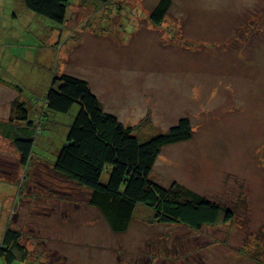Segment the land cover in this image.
Here are the masks:
<instances>
[{
    "label": "rangeland",
    "instance_id": "1",
    "mask_svg": "<svg viewBox=\"0 0 264 264\" xmlns=\"http://www.w3.org/2000/svg\"><path fill=\"white\" fill-rule=\"evenodd\" d=\"M170 1L154 26L159 0H69L63 24L0 0V123L19 121L20 103L36 123L26 166L0 134V232L10 223L22 233L28 264L264 262V0ZM62 74L86 81L124 126L147 120L140 141L189 117L191 139L163 147L150 178L232 219L193 230L137 204L127 230L112 233L89 191L53 170L78 111L45 108Z\"/></svg>",
    "mask_w": 264,
    "mask_h": 264
},
{
    "label": "trees",
    "instance_id": "2",
    "mask_svg": "<svg viewBox=\"0 0 264 264\" xmlns=\"http://www.w3.org/2000/svg\"><path fill=\"white\" fill-rule=\"evenodd\" d=\"M99 1L106 4L111 0ZM23 3L28 10L63 24L69 0H23ZM170 5V0H159L149 16L154 26L162 24ZM44 101L47 110L62 114L78 105L65 144L53 161V170L89 191L88 205L99 211L112 233L127 230L137 204L150 208L156 223L180 224L193 230L232 219V213L220 204L176 183L164 188L150 178L163 147L191 139L193 128L189 117L180 118L166 132L140 141L139 130L147 125V120L124 126L115 115L104 111L82 79L65 74L54 78ZM18 113L19 121L0 123V134L11 140L20 164L26 166L33 154L36 123L29 120L24 103L18 105ZM5 126L9 129L3 130ZM105 173L108 178L102 182ZM21 239L20 231L7 226L0 241L1 262L28 264V251Z\"/></svg>",
    "mask_w": 264,
    "mask_h": 264
},
{
    "label": "crops",
    "instance_id": "3",
    "mask_svg": "<svg viewBox=\"0 0 264 264\" xmlns=\"http://www.w3.org/2000/svg\"><path fill=\"white\" fill-rule=\"evenodd\" d=\"M21 2H23V0H21ZM9 225L11 227V224L9 223V224L6 225V227H3V229L1 230V232H0V241H1V238H2V236H3V234H4L5 230H6L7 226H9ZM0 264H4V263L0 261Z\"/></svg>",
    "mask_w": 264,
    "mask_h": 264
}]
</instances>
